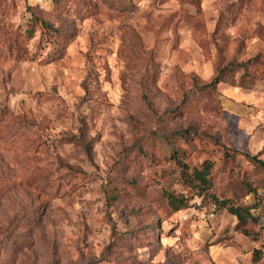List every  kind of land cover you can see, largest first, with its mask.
<instances>
[{"label": "rangeland", "instance_id": "1", "mask_svg": "<svg viewBox=\"0 0 264 264\" xmlns=\"http://www.w3.org/2000/svg\"><path fill=\"white\" fill-rule=\"evenodd\" d=\"M172 148L264 192L224 156L264 160V0H0V264H264V225L167 210Z\"/></svg>", "mask_w": 264, "mask_h": 264}, {"label": "trees", "instance_id": "2", "mask_svg": "<svg viewBox=\"0 0 264 264\" xmlns=\"http://www.w3.org/2000/svg\"><path fill=\"white\" fill-rule=\"evenodd\" d=\"M30 26L31 29L38 26L41 31L49 32L53 36L57 34V30L52 26L38 19L33 20ZM247 65L246 63L236 65L234 66V70L235 68H240V70H243L242 76H244L247 71ZM231 67H233L232 63L227 65V67L216 70L210 78L209 85L212 87H218L221 84L224 85L228 74H231ZM246 86L248 85L243 83V78L241 77V85L239 87L244 88ZM156 142L162 143L161 141ZM163 142H167V139ZM171 150V158L179 168V181L187 190L186 193H175L166 189L162 190V199L171 214L188 209L191 201L199 198L202 203L206 202L211 204L215 211H223L234 217L236 219L235 230L245 236L249 235L245 228L248 224L254 226L264 225V192L261 194L257 193L254 185L244 179H240L239 189L242 190L244 197L253 196L250 202L246 203V201H242L236 193H232L230 197L216 196L212 192L211 182L213 163L205 160L199 165L191 166L185 161L184 151L173 148ZM262 152L250 155L240 150H232L231 152L227 150L224 156L230 159L239 156L253 168L264 174V160L261 159ZM261 184L264 188V179L261 180Z\"/></svg>", "mask_w": 264, "mask_h": 264}]
</instances>
